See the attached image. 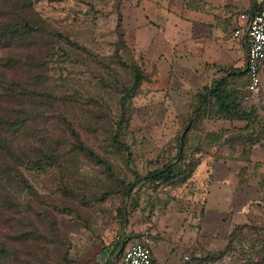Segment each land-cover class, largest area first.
Wrapping results in <instances>:
<instances>
[{"label": "rangeland", "instance_id": "374dc122", "mask_svg": "<svg viewBox=\"0 0 264 264\" xmlns=\"http://www.w3.org/2000/svg\"><path fill=\"white\" fill-rule=\"evenodd\" d=\"M134 2L0 0V116L12 120L19 114L23 129L14 136L25 164L23 175L33 187L31 191L15 177L5 179L3 169L10 160L0 151V264L118 262L124 251L114 248L119 237L127 246L143 235L155 242L173 231L193 238L187 242L193 258V248L216 253L228 246L232 226L201 213L208 186H264V132L250 170L244 165L254 144L243 147L239 137L230 145L203 144L202 152L196 151L199 127L221 131L229 122L191 121L195 90L163 95L144 83L122 104L133 81L125 62L130 63L129 48L136 50ZM25 21L33 31L19 28L12 39L1 34L6 23ZM136 53L145 64L143 54ZM246 83V76H240L234 85L243 93L244 105L256 110L264 124V62L259 92H250ZM122 114L124 125L117 137ZM11 132L0 126V140ZM77 139L107 159L117 176L84 155ZM179 146L186 155L184 179L135 190L127 199L128 223L122 231V180L174 160ZM41 158L43 163L33 162ZM249 191L251 202L261 200L259 189ZM257 204L253 222L264 226ZM259 235L243 229L225 255L202 264H255V249L248 248Z\"/></svg>", "mask_w": 264, "mask_h": 264}, {"label": "crops", "instance_id": "0c3cea01", "mask_svg": "<svg viewBox=\"0 0 264 264\" xmlns=\"http://www.w3.org/2000/svg\"><path fill=\"white\" fill-rule=\"evenodd\" d=\"M134 1L131 30L136 38V50L132 49L146 70L145 83L152 84L163 95L188 94L192 89L197 93L216 78L226 75L228 70L238 78L247 69V44L235 38L233 31L240 23L239 15L256 12L264 0ZM136 51L143 54L145 64ZM203 120L218 121L214 118ZM222 120L229 122L225 129L245 125L243 120ZM208 132L220 131H205ZM257 144L245 162V170L252 167ZM240 181L244 183L243 179ZM250 188L260 190L261 200L251 202ZM197 195L195 192L194 198ZM240 198L243 200L237 205ZM254 203H258L257 212L264 215V186H208L201 213L230 224V234L236 226L254 223L257 214ZM182 235L173 231L152 241L153 257L158 264H198L193 261L192 249L187 248L193 238ZM138 239L140 237L133 241ZM114 248H110V255L115 253ZM193 250L196 257L205 252L200 247ZM106 263L117 264V260L107 258Z\"/></svg>", "mask_w": 264, "mask_h": 264}, {"label": "trees", "instance_id": "16d2710c", "mask_svg": "<svg viewBox=\"0 0 264 264\" xmlns=\"http://www.w3.org/2000/svg\"><path fill=\"white\" fill-rule=\"evenodd\" d=\"M246 13V12H245ZM15 22V21H14ZM19 28H22L28 31H33V27L29 22H20V23H6L5 26L1 29V34L3 36L8 35L9 38H15L13 35L19 32ZM126 35V31L124 27L121 28V38L123 39V46L128 50L127 44L124 41ZM234 36V31H233ZM130 50V51H129ZM127 59L130 63H126L125 66L133 71V81L130 84V87L124 90V94L121 97V102H124L131 96L137 94L142 88L143 84L147 80V73L144 66L138 61L135 56L134 51L129 48ZM235 74H232L227 71V74L216 78L210 84L204 86L201 90H199L195 94V99L193 100L192 107L193 115L191 121L194 119L202 120L204 118H214V119H228L230 121L234 120H243L245 125L242 127L234 126L232 128L223 129L220 132H208L205 133L202 131V127L198 128L200 134V142L199 148L196 151L202 152L203 144H207L212 146L216 143L228 144L232 142V138L239 137L242 141L239 145L245 147L248 144H256L261 141V133L264 132V124L261 123L260 116L251 107H246L244 105V96L240 89L235 87V80L237 79ZM241 75L248 76L247 69L241 72ZM240 75V76H241ZM239 76V77H240ZM194 104V106H193ZM17 114L15 119H9L8 117L0 116V126L11 130L12 132L3 137L0 140V151H4L8 154L10 162L7 163V167H5L4 175L5 179L16 178L20 184L24 186H28V188L32 191L33 187L29 183V181L24 177L22 172V166H25L24 160L20 155V146L16 142V137L14 135L19 134L23 129L22 123L20 122V118ZM6 118V119H5ZM124 125V114L121 115L118 121V128L116 136H119V131ZM262 127L261 131L257 130V127ZM227 135V136H225ZM184 137L181 136L180 140H183ZM237 139V138H236ZM118 142L119 139H118ZM182 142V141H181ZM121 143V142H120ZM126 147L125 144H122ZM76 147L83 152L89 158L93 160L99 161L103 163L106 167V171L109 173L111 177H116V173L113 170L111 164L107 159L98 155L93 149L86 146L80 139H77ZM180 147V146H179ZM127 148V147H126ZM186 160V155L182 149V146L178 150V154L174 160H170L163 166L158 169L149 171L147 174L136 173L134 178L130 181L122 180V193L123 199L121 201V205L118 208V219L120 224V229L123 231L125 226L128 223V210H127V199L128 197L139 188L146 185L159 186L160 184L172 185L184 178V168L182 166V161ZM44 159L41 158V161L33 160V162L43 163ZM183 178V179H182ZM243 229H249L250 235L252 233H260L259 237L252 240L249 243L250 249H255L254 256H258L257 262L255 264H262L264 259V238L262 233H264V226L252 223L248 225H240L236 226L232 232L228 236V246L222 250L217 251L216 253L204 252V254L200 257L193 258L197 260L198 264H202L205 261L213 260L214 258H221L223 255L227 253L228 249H232L233 241L237 239L239 234ZM122 234V233H120ZM125 240L119 237L114 247L115 249L123 250L125 247ZM230 246V247H229ZM121 256V255H120ZM118 257V259L120 258ZM249 256V254H247ZM108 264V263H106Z\"/></svg>", "mask_w": 264, "mask_h": 264}, {"label": "built area", "instance_id": "2783aa9c", "mask_svg": "<svg viewBox=\"0 0 264 264\" xmlns=\"http://www.w3.org/2000/svg\"><path fill=\"white\" fill-rule=\"evenodd\" d=\"M240 23L234 30V37L247 44V83L246 88L258 93L262 84L264 62V3L252 13H241ZM152 240L143 235L130 242L122 252L117 264H158L153 257ZM188 256L185 257V260Z\"/></svg>", "mask_w": 264, "mask_h": 264}]
</instances>
